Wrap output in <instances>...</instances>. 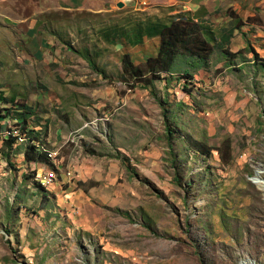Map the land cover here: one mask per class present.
<instances>
[{"label":"rangeland","instance_id":"1","mask_svg":"<svg viewBox=\"0 0 264 264\" xmlns=\"http://www.w3.org/2000/svg\"><path fill=\"white\" fill-rule=\"evenodd\" d=\"M181 1L188 0H0V90L33 108L31 124L55 146L42 148L57 165L26 162V145L14 147L15 167L0 152V264H264V188L254 181L264 180V73L250 65L238 71L250 62H230L216 49L193 68V95L182 90L180 70L133 85L122 76V53L143 64L159 41L118 47L90 27L91 17L157 5L176 12ZM203 7L217 36L234 25L232 14L246 20L225 42L230 52L251 59L252 44L264 54V0H204ZM94 43L105 73L80 53ZM160 98L169 110L187 104L179 123L215 148L209 157L195 154L177 134L181 182ZM227 139L231 160L223 163L217 147L226 152Z\"/></svg>","mask_w":264,"mask_h":264},{"label":"trees","instance_id":"2","mask_svg":"<svg viewBox=\"0 0 264 264\" xmlns=\"http://www.w3.org/2000/svg\"><path fill=\"white\" fill-rule=\"evenodd\" d=\"M92 15V14H89ZM232 22L234 25L227 29L226 27L220 31L217 36L215 31L207 25V22L200 17L198 11L184 13L181 11L173 12L171 6H154L148 12L147 10H128L119 9L113 13H109L106 17L94 18L91 17L90 27L94 37L107 44L118 47H125L126 45L138 46L144 41V38L151 37L157 39L158 46L155 54L146 56L143 64L135 62L134 58L128 52H123L121 56L122 76L133 81V85L142 83L150 86L157 80L166 79V75H174L177 70H180L181 88L183 91L193 95L195 83L190 85L187 81L193 77L191 73L193 68L200 65V62L206 63L209 57L219 49L225 59L234 62L235 57H240L242 62L249 61L250 64L237 67L238 71H242L243 67L251 66L254 73H264V55L258 52L255 45L248 44L247 52L252 54L251 59H247L241 52L232 53L225 46V42L233 36V31L240 30L246 25L238 14H232ZM80 32L88 35L86 29H80ZM64 44L73 48L71 41L64 37L63 32H59ZM93 47H85L80 51L81 55L86 58L91 66L101 73H105V69L97 64V57L100 53L98 44L94 43ZM264 51V44H261ZM249 66V67H250ZM188 78V79H186ZM0 139L1 154L7 159L12 167L15 164L11 160V155L15 153L14 147L18 144L26 145L24 148V160L26 162L49 163L52 166H57L52 159H50L48 152L42 148V145L49 149L47 143H44L40 132L34 130L31 124L30 117L33 114V108L27 103H19L16 95L7 96L3 90H0ZM7 103V104H6ZM13 106H5L10 104ZM159 103L164 111V125L165 138L167 142L168 154L170 155L172 166L175 168V180L179 181L182 177L180 162L182 150L178 149L176 143L178 136H181V147L188 146V149L195 154H201L209 157L214 147L208 145L206 141L195 137V135L187 129L185 123H179L181 115H184V107L187 104L182 103L178 105L176 110H169L165 105L168 102L165 98H160ZM18 105V107H15ZM264 115V105L261 107L260 118ZM10 120V122H8ZM14 120V121H12ZM260 125L264 126V121L260 120ZM14 127L18 128L19 134H13ZM22 134V135H21ZM24 135V136H23ZM33 143V144H32ZM223 145L226 147L225 152L222 146L217 149L223 163H229L231 160L230 140L227 139ZM38 147V148H37ZM125 165L127 171L136 174L129 164L128 157L120 158ZM183 170V169H182ZM181 182V180H180ZM36 183L41 188L43 179L36 180ZM82 184V182H79ZM16 197L20 198L21 194L18 192ZM45 199L48 194H44ZM16 199V198H15ZM124 215H129L128 212H122ZM8 223L15 221V212L13 206H9L6 216ZM148 227H150L148 225ZM5 231H11V225L5 226Z\"/></svg>","mask_w":264,"mask_h":264},{"label":"clouds","instance_id":"3","mask_svg":"<svg viewBox=\"0 0 264 264\" xmlns=\"http://www.w3.org/2000/svg\"><path fill=\"white\" fill-rule=\"evenodd\" d=\"M119 2H121V1H119ZM183 2V5H182V9H177V8H175L174 6H173V8L175 9V11L177 12V11H181V12H184V13H188V12H196V11H198L199 12V14H200V17H204L205 15H206V13L205 14H203V13H201V8L198 6V5H202L201 3H197V2H193V7H191L190 6V4L186 1V2H184V1H182ZM182 2H181V4H182ZM189 6L190 7V9H188V10H185L184 9V6ZM170 6V5H169ZM198 6V7H197ZM120 7V6H119ZM172 7V6H171ZM174 11V10H173ZM241 17V16H240ZM242 18V17H241ZM204 19V18H203ZM205 20V19H204ZM206 21V20H205ZM207 22V21H206ZM245 23H246V21H245ZM207 25L209 26V24L207 23ZM210 27V26H209ZM235 31H237V30H235ZM233 35H234V31H233ZM263 50V49H262ZM259 52V51H258ZM261 53V52H260ZM262 54V53H261ZM264 55V54H263ZM57 147V146H56ZM55 148V147H54Z\"/></svg>","mask_w":264,"mask_h":264},{"label":"bare ground","instance_id":"4","mask_svg":"<svg viewBox=\"0 0 264 264\" xmlns=\"http://www.w3.org/2000/svg\"><path fill=\"white\" fill-rule=\"evenodd\" d=\"M22 135V134H21ZM24 136V135H23ZM33 144V143H32ZM38 148V147H37ZM52 178H54L53 176H49L47 177L46 179H43V181L47 182V183H51V180ZM254 181L256 183H258V185H260L262 188H264V180L259 176L257 175L254 179Z\"/></svg>","mask_w":264,"mask_h":264},{"label":"crops","instance_id":"5","mask_svg":"<svg viewBox=\"0 0 264 264\" xmlns=\"http://www.w3.org/2000/svg\"><path fill=\"white\" fill-rule=\"evenodd\" d=\"M182 2V1H181ZM184 2H186V1H184ZM189 4H193V2H197V3H201L202 2V5H198L200 8H201V10L202 11H204L205 10V8L203 7V3H204V0H188L187 1ZM197 6V7H198ZM184 9L185 10H188V9H190V7L189 6H184Z\"/></svg>","mask_w":264,"mask_h":264},{"label":"water","instance_id":"6","mask_svg":"<svg viewBox=\"0 0 264 264\" xmlns=\"http://www.w3.org/2000/svg\"><path fill=\"white\" fill-rule=\"evenodd\" d=\"M123 5V2L121 1V2H118V6H122Z\"/></svg>","mask_w":264,"mask_h":264}]
</instances>
